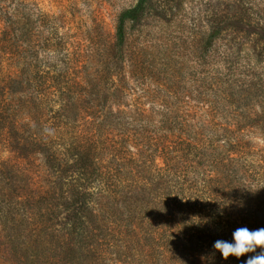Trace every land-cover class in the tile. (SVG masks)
<instances>
[{
	"label": "trees",
	"instance_id": "obj_1",
	"mask_svg": "<svg viewBox=\"0 0 264 264\" xmlns=\"http://www.w3.org/2000/svg\"><path fill=\"white\" fill-rule=\"evenodd\" d=\"M30 1L0 0V264H44V226L32 216L37 204L58 200L76 207L86 259L245 264L259 253L225 260L213 248L239 227L264 228V184L246 167L240 128L193 124L196 108L179 124L115 128L98 108L109 95L89 70L94 62L71 57L62 38H44V19L55 24L49 36L58 35L57 19L40 7L34 13ZM147 2L119 14L100 80L116 71L126 23Z\"/></svg>",
	"mask_w": 264,
	"mask_h": 264
},
{
	"label": "rangeland",
	"instance_id": "obj_2",
	"mask_svg": "<svg viewBox=\"0 0 264 264\" xmlns=\"http://www.w3.org/2000/svg\"><path fill=\"white\" fill-rule=\"evenodd\" d=\"M137 0H31L55 15L43 21L44 38H62L70 56L92 60L90 72L105 85L100 111L120 129L160 126L192 119L193 124H236L246 142V167L255 184H264V0H148L137 20L126 23L122 54L108 77L99 61L112 55L119 14ZM110 60V59H109ZM112 63L111 65H113ZM103 97V94H101ZM232 142V141H231ZM79 179V178H77ZM97 182H91L94 190ZM76 207L64 201L37 204L35 221L43 222L38 239L44 264H114L113 255L83 257ZM85 219L87 215L80 213ZM19 223L18 230L26 229ZM25 234L33 236L27 227ZM36 234V233H34ZM67 240L72 250H66Z\"/></svg>",
	"mask_w": 264,
	"mask_h": 264
},
{
	"label": "clouds",
	"instance_id": "obj_3",
	"mask_svg": "<svg viewBox=\"0 0 264 264\" xmlns=\"http://www.w3.org/2000/svg\"><path fill=\"white\" fill-rule=\"evenodd\" d=\"M213 248L221 253L225 260L230 256L239 259L248 253H256L259 248L261 251L254 256H249L245 264H264V228L250 230L247 227H239L233 231L231 242L216 240Z\"/></svg>",
	"mask_w": 264,
	"mask_h": 264
}]
</instances>
